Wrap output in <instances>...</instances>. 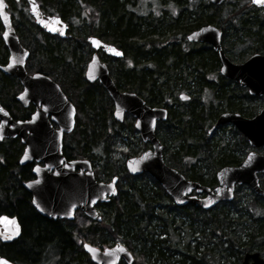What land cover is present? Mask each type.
<instances>
[{
	"label": "trees",
	"instance_id": "obj_1",
	"mask_svg": "<svg viewBox=\"0 0 264 264\" xmlns=\"http://www.w3.org/2000/svg\"><path fill=\"white\" fill-rule=\"evenodd\" d=\"M5 1L18 38L29 50L27 70L55 80L76 108L75 127L67 136L70 144L66 141V152L103 164L95 171L96 178L107 181L115 176L122 186L118 195L100 208V222L90 223L85 229L78 225L62 227L39 215L31 205L30 194L22 186L28 172L18 164L22 150L19 139L1 140L0 215L16 216L22 228L16 240L0 243L1 256L15 264H94L77 249L76 233L96 246L123 244L133 253L131 264H238L246 251H258L264 256L263 198L241 187L234 200L209 209L178 207L147 174L135 178L128 175L123 158H113L116 141L127 147L122 153L125 158L139 154L144 146L127 121L118 123L113 119L106 91L83 77L92 53L87 36L119 48L123 53L119 59L99 55L107 63L115 86L137 93L151 106L170 105L167 120L158 123L156 131L168 151L166 163L187 178L211 187L215 179L202 176V167L215 169L217 161L208 154L206 140L200 139L194 148L192 144L197 141L196 115L202 129L207 127L208 111L202 106L196 109L193 95L199 94L202 102L203 93L232 90L228 85L216 87L217 83L206 80V74L218 61L216 51L209 45L200 44L195 53L185 44L182 49L173 47L170 40L193 26L212 24L222 32L225 55L242 62L253 53L264 54V7L257 8L249 0H224L220 5L209 0L156 1L159 11L189 13L193 23L187 24L180 23L182 17H133V11L146 7L139 5L141 0H36L44 13L58 15L68 24L66 39H59L35 25L25 0ZM7 55L0 38V65L6 62ZM195 67L200 72L199 79L192 82L185 73H192ZM20 89L16 78L0 71V104L14 118L24 119L33 107L16 106ZM182 92L189 99L180 101L178 95ZM230 100L229 105L234 102ZM197 154L201 164L194 168L190 163ZM77 216L90 221L80 212L74 220Z\"/></svg>",
	"mask_w": 264,
	"mask_h": 264
},
{
	"label": "water",
	"instance_id": "obj_2",
	"mask_svg": "<svg viewBox=\"0 0 264 264\" xmlns=\"http://www.w3.org/2000/svg\"><path fill=\"white\" fill-rule=\"evenodd\" d=\"M25 1L29 15L41 30L62 38L66 36L67 24L61 17L43 13L36 0ZM223 1L209 0L211 4L216 5ZM250 2L256 7H264L253 3L252 0ZM7 6L5 0H0L1 39L8 51L7 62L0 65V71L5 75L16 77L21 84L22 90L16 95V101L23 107L31 103L35 110L28 119H15L0 104L2 109L0 141L16 137L21 140L24 150L18 160L19 165L32 160L44 163V167H34L32 172L36 179L22 183L23 188L31 196L32 207L39 214L47 218L73 220L74 212L81 210L87 217L100 221L101 216L94 206L97 202H108L109 198L117 194V177H113L109 182L96 181L88 160H73L63 164V135L70 133L74 128L75 107L49 76L40 72L29 74L26 71L25 62L29 57V51L18 39ZM221 35V31L216 26L206 24L188 34L187 39L208 43L218 53L222 75L247 87L250 94L264 96V54L253 53L244 62H232L221 48ZM87 42L92 49H101L107 55L116 58L123 55L122 51L113 44L105 43L97 37L89 36ZM85 79L89 82L98 80L114 102V118L122 121L124 113H130L136 118L134 126L142 140L151 143V149L126 159L127 171L131 175L149 174L172 197L174 204L209 209L218 202L231 200L235 183L247 184L255 193L264 194L256 176L257 172H264V155L249 153L240 166L221 168L217 172L219 185L214 190L198 182L187 180L177 170L165 164L162 145L155 135L156 122L165 121L167 118L166 108L149 107L136 93L118 90L110 78L107 65L99 60L96 52L91 55L87 63ZM179 97L185 100L188 96L180 94ZM229 121L243 132L250 143L258 145L264 142V106L250 119L237 114L223 113L214 126ZM51 122L56 123L59 128L53 129ZM75 167H78L80 172H75ZM192 190L196 193H204L205 196L198 198L196 195H189ZM2 217L9 218L0 219V243L4 244L17 239L21 230L16 216L3 214L0 215V218ZM13 217L15 223L19 225V232L15 235H12L14 225L11 223V218ZM84 245V251L96 264H117L120 258L128 264L133 261L132 254L120 243L102 250L88 244L95 251H89ZM0 258L7 261V264H13L4 256ZM238 264H264V257L260 256L258 251H246Z\"/></svg>",
	"mask_w": 264,
	"mask_h": 264
},
{
	"label": "flooded vegetation",
	"instance_id": "obj_3",
	"mask_svg": "<svg viewBox=\"0 0 264 264\" xmlns=\"http://www.w3.org/2000/svg\"><path fill=\"white\" fill-rule=\"evenodd\" d=\"M157 5H158V2H157ZM131 15L133 17L137 16V18H140L142 16H148V17L156 16V17H162V18H166V17L170 16L173 19H176L177 17H180V18L182 17V20H181L180 23H187V24L193 23L191 20H189L190 17H191V15L189 13H187V12L183 13V12H179L177 10L176 11H171V12H165V11H158V12H153V11H133V13ZM167 23L169 24L171 22L170 21H168V22L165 21V24H167ZM195 27L193 26V27L187 29V32H185V33L174 34L173 38L170 40L171 44L174 45L173 47L179 46L182 49L183 44H185L187 50L192 47L193 48V52L196 53V51L200 47V44H203L204 42L193 41V40H188L187 39V35L188 34H190L192 31L200 28L201 26H197L196 28ZM1 30H2V26H1ZM41 31H43V30H41ZM67 31H68V24H67ZM44 33H46V32H44ZM46 34H49V33H46ZM49 35H52V34H49ZM67 35L68 34L66 33V36L64 38L59 37L58 35H52V36L57 37L59 39H66ZM87 37H89V36H87ZM87 37H86V43L90 47V44L87 42ZM0 38H1V33H0ZM204 44L209 45L208 43H204ZM90 49L92 51L91 55L94 52H96V54H97V56H98L100 61H101V59L99 57L100 54H103L105 56L117 59L116 57H113V56L105 54L101 49L94 50L91 47H90ZM7 54H8V51H7ZM91 55H90L89 59L91 58ZM217 56H218V53H217ZM89 59L86 61L85 69L83 71L84 79H85V70H86V66H87V63H88ZM129 62H131V63H129ZM128 63H129L130 66H133V64H134L132 61H128ZM105 64H107V63H105ZM195 64H197V62H195ZM213 65H214V67L207 73L208 75L206 74V80L214 81L215 83H217L216 87H219L220 84H225L226 86L228 85L230 87V89H228V90H232V91H225V92H223V91H218V92L211 91V92L203 93L201 95L202 102L200 101L199 94H194L193 95V100H192V102H194V104L196 106V109H198V108H200V106H202L203 110L206 109L208 111V120H207L208 124H207V127H205V125H204V128H202V129H200L201 126L198 124L199 118H197L198 115H196V118H195L196 123L194 124V128L196 129V137L195 138H196L197 141H195V140L192 141V144H193V148H194V146L197 147L196 144H198V145L200 144V141H199L200 139H203L204 141L206 140L205 141L206 144L209 145L208 154H210V156L214 160L217 161V167L215 169H213V167H211L212 169H209V171H208V170H206V167H202L204 173L202 174L201 172H197V173H201L202 176H204V177H207V176L214 177L215 181H214L213 185L211 187L209 186L210 189H212V190H214L215 187H217L219 185V182L217 180V172L221 168H223V167H238V166H240L245 161V159L247 158L249 153H255L258 156H263L264 155V142L259 143L258 145H254V143H250L249 140L247 139V137L243 134V132L240 131L233 122L229 121V122H225V123L219 124L218 126H214L215 123L217 122V120L219 119V117L223 113L237 114L240 117L247 118V119L253 118L263 108V106H264V96L263 95L250 94L247 87L242 86L238 82H236L235 80L227 78L224 75H222L221 72H220L221 61H220L219 57H218L217 63H214ZM25 68H26V65H25ZM26 71L28 73H30L27 70V68H26ZM199 73L200 72H199L198 68L195 67L193 69L192 73H189V70H187L186 73H185V76H186L187 80H190V81L193 80L192 82H194V81L199 79ZM14 78H16V77H14ZM16 80H17V78H16ZM87 82H89V81H87ZM18 83H19V81H18ZM89 83H97L99 86H101L106 91V89L103 87V85L98 80H95V81L89 82ZM20 87H21L20 90H22L21 84H20ZM59 87H60V85H59ZM233 87H234V89H232ZM60 89H61V87H60ZM106 93H107V91H106ZM107 95H108V93H107ZM179 95H180V93H179ZM179 95H178V99L180 101H184V100L180 99ZM205 95L208 97L207 100L205 99ZM138 96L141 97L140 95H138ZM109 99L111 100V104H112L111 114H112L113 119L116 120L114 118V115H113L114 102L110 98V96H109ZM187 99H189V95H188ZM230 99H233L232 101H234V102H231V105L228 104V101H231ZM143 101H144V103L146 105H148L149 107H152L151 105L147 104L144 99H143ZM17 104L22 109H25V108H27V107H29L31 105L33 107V111L35 110V107L31 103L27 107L21 106L18 102H17ZM169 106L170 105H167V107L166 106H158V107L166 108L167 109V115H169V109H168ZM7 110L9 111V109H7ZM75 110H76V108H75ZM32 112H31V114H32ZM30 115H29V117H30ZM17 119H19V118H17ZM24 119H27V118H24ZM126 119H130L129 120V126L132 127V129L136 133L135 135L139 137V139L141 141V144L144 146V149L140 153H142V152H144V151H146L148 149H151V143L149 141L144 142L142 140L141 136H140V133L138 132V130H136V128L134 126L136 118L134 116H132L130 113H124L122 121H117V120L116 121L118 123H121L123 121H126ZM160 122H164V121H157L156 122L155 133L157 131L158 123H160ZM51 124H52L53 129L56 130V129L59 128L56 123L51 122ZM74 127H75V123H74ZM203 129H206L205 133H204ZM70 133L63 135V140H62V155L64 157L63 164L66 163V162L73 161V160H88V159L82 158V157H77V156L74 157L72 155H69L66 152V150H67L66 138H67L68 135H70ZM155 135L157 136V138L159 139V141H160V143L162 145V157H163L164 161L166 162V157H167L168 151L165 149L164 143L158 137L157 133ZM135 141H137V140H135ZM19 142L22 145V150H21V154H22V152L24 150V145L21 143L20 139H19ZM21 154H20V156H21ZM139 154L133 155V156H129V157L138 156ZM129 157H127V158H129ZM127 158L122 159V161L124 160L123 165H124V168H125L127 174L130 175L133 178L138 177L140 175H143V174L131 175L127 171L126 164H125V161H126ZM200 158H201V156H199L198 154L195 155L194 157H192V162L190 163V164H192V167L195 168L196 165H197V168H198L200 166V164H201ZM89 163H90V166L92 168V171H93V174H94V178H95L96 181L109 182L113 178L112 177L110 180H107V181L98 180L96 178V176H95V170H96V168L98 169L103 164H101L99 162H97L98 164H94L92 161H89ZM19 166H20V168L21 167H25L26 171L28 172V178L23 180L22 181V183H23L25 181L36 179V176L33 174L32 171H33L35 166L44 167V163L43 162H37L36 160H32L29 163H26L24 165H19ZM188 168H189V166H187L186 169H188ZM74 171L75 172H80V169L78 167H75ZM256 175H257L259 186L264 191V172H257ZM121 186H122V182H120V180H117V183H116L117 195L119 193V190H120ZM241 187L249 189L253 193V195H255L256 197H258V198L261 197V198L264 199V194L263 195L256 194L246 184L235 183L234 189H233V198H232V200H234L238 196V194L240 193L238 189H240ZM194 194H195L194 191H191L190 195H194ZM116 196H114V197H116ZM197 196L200 198V197L203 196V194H199ZM232 200L226 201V202H219V203H227V202H231ZM30 201H31V196H30ZM105 203H107V202H105ZM105 203L97 202L95 204L94 208L96 209L97 212H99L101 214L100 208H102L103 204H105ZM219 203H217V204H219ZM78 212L83 213L81 210H76L74 212V218H75V215ZM39 215H41V214H39ZM41 216H43V215H41ZM43 217H45V216H43ZM45 218H47V217H45ZM74 218H73V220L54 219V218H48V219H52V220L58 222L59 225H61L62 227H64V226L67 227V226L73 225V223H75L74 222ZM89 222L90 223H96V222H99V221H95L93 219H90ZM81 223H82L81 221H79V222L76 221V225L78 224V226H80ZM19 225H20V230H21L22 229L21 228V224L19 223ZM74 231L77 232L76 229H74ZM74 238H75V242L77 244V249L82 250L88 256L90 261H91V258L89 256V254L86 253L84 251V249H83V245L84 244H90V245L102 250V249H104L107 246H112V245H114L116 243H119V242H115L112 245L96 246V245L90 243L89 241L85 240V238L79 236L78 233L74 234ZM132 255H133V253H132ZM121 262L125 263V261L122 258H120L117 264H119ZM13 263L15 264V262H13ZM94 264H96V263H94Z\"/></svg>",
	"mask_w": 264,
	"mask_h": 264
},
{
	"label": "rangeland",
	"instance_id": "obj_4",
	"mask_svg": "<svg viewBox=\"0 0 264 264\" xmlns=\"http://www.w3.org/2000/svg\"><path fill=\"white\" fill-rule=\"evenodd\" d=\"M143 4H144V6H146L145 8H144V6H143ZM139 5L141 6L142 5V7L144 8V10L143 11H148V10H151V11H153V12H158L159 10H158V5H157V2H156V0H141V4L139 3ZM139 8V7H138ZM205 99L207 100L208 99V97L205 95ZM12 105V104H11ZM13 106V105H12ZM11 106V107H12ZM16 106H18V104L16 105ZM14 107L13 106V109L14 110H17L16 112H18L19 111V109H17V107ZM18 108H21L20 106L18 107ZM13 111V110H12ZM129 120L130 119H126V121H127V123L129 124ZM127 124V126H129ZM66 141H67V143L68 144H70V139H69V137H67L66 138ZM117 143L119 142V141H116ZM116 143V146H115V152H114V155H113V158H116L117 159V157H122L123 159L125 158V157H123V154L122 153H124L125 151H126V146L123 144V143H118L117 144ZM110 164H112V163H110ZM98 169L96 168V170L95 171H97ZM76 221L77 222H79V221H81L82 223L80 224L81 226H79V227H81L82 229H85V226H87L88 224H90V222H89V220H86V219H78V216H77V218H76V220H74V222L75 223H73V225L74 226H76V227H78L77 225H76ZM100 222V221H99ZM77 230H79V231H81V232H83L81 229H77ZM194 242V241H193ZM195 243V242H194ZM262 257H264L263 255H261ZM242 260V259H241ZM240 260V261H241Z\"/></svg>",
	"mask_w": 264,
	"mask_h": 264
},
{
	"label": "snow or ice",
	"instance_id": "obj_5",
	"mask_svg": "<svg viewBox=\"0 0 264 264\" xmlns=\"http://www.w3.org/2000/svg\"><path fill=\"white\" fill-rule=\"evenodd\" d=\"M252 2L255 3V4L264 5V0H252ZM33 10L35 11V8ZM53 30H55V29H53ZM5 35H7V34L5 33ZM129 63H131V62H129ZM0 111H2V109H0ZM113 191H115V189H113ZM68 215H71V213H68ZM0 219L8 220L9 218L8 217H2ZM11 223L14 225V228L12 230V235H15V234H17L19 232V225L15 223V218L14 217L11 218ZM84 247L88 248L89 251H95V249H91L88 244H85ZM121 251H123V248H121ZM0 264H7V261H4L2 258H0Z\"/></svg>",
	"mask_w": 264,
	"mask_h": 264
},
{
	"label": "bare ground",
	"instance_id": "obj_6",
	"mask_svg": "<svg viewBox=\"0 0 264 264\" xmlns=\"http://www.w3.org/2000/svg\"><path fill=\"white\" fill-rule=\"evenodd\" d=\"M125 180H126V179H125ZM132 262H133V261H132ZM132 262H131V263H132ZM125 263H126V262H125ZM131 263H130V264H131ZM126 264H128V263H126Z\"/></svg>",
	"mask_w": 264,
	"mask_h": 264
}]
</instances>
